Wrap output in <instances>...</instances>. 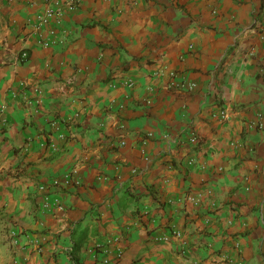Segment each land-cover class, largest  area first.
<instances>
[{"label":"crops","instance_id":"0c3cea01","mask_svg":"<svg viewBox=\"0 0 264 264\" xmlns=\"http://www.w3.org/2000/svg\"><path fill=\"white\" fill-rule=\"evenodd\" d=\"M69 1L0 0V264H264V0Z\"/></svg>","mask_w":264,"mask_h":264},{"label":"built area","instance_id":"2783aa9c","mask_svg":"<svg viewBox=\"0 0 264 264\" xmlns=\"http://www.w3.org/2000/svg\"><path fill=\"white\" fill-rule=\"evenodd\" d=\"M61 0H55V5L53 6H50V7H47L46 9H44V11L42 12V14H40L38 17H37V25H36V30H42V29H45L46 27L49 26L50 22L52 20H56L58 21V19L60 17L63 16V13L64 11H73L75 8H76V4L74 3V1H69L66 3V7L62 8L59 3H60ZM54 32L49 29L47 31V37L44 39V41H42V45L44 47H49L52 45L53 43V38H54ZM21 59H26L27 58V53L26 52H22L21 55H20ZM127 86H132V82L130 80L126 81L125 83ZM189 88L190 89H193L195 88V85L194 84H190L189 85ZM216 118H218L219 120H225L227 118V113L225 111H220L219 114L215 115ZM261 126V125H259ZM190 141L193 142L194 144H196L198 142V138L195 136L194 133H192L190 135ZM193 163V160H190L189 164H192ZM57 183V182H55ZM41 191L45 189L44 186H41L40 187ZM41 209L45 212H52V211H55V210H59L61 211L63 208H62V205L60 204L59 200L58 199H54V200H51L50 199V196L47 195V194H43L42 195V198H41ZM12 236H17L16 233H13ZM176 237H179L180 234L179 233H176L175 235ZM36 248H37V251L41 250L39 247V244L36 243Z\"/></svg>","mask_w":264,"mask_h":264}]
</instances>
